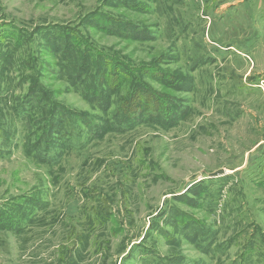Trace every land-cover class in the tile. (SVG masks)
<instances>
[{"label": "rangeland", "instance_id": "1", "mask_svg": "<svg viewBox=\"0 0 264 264\" xmlns=\"http://www.w3.org/2000/svg\"><path fill=\"white\" fill-rule=\"evenodd\" d=\"M263 79L264 0H0V264H264Z\"/></svg>", "mask_w": 264, "mask_h": 264}, {"label": "trees", "instance_id": "2", "mask_svg": "<svg viewBox=\"0 0 264 264\" xmlns=\"http://www.w3.org/2000/svg\"><path fill=\"white\" fill-rule=\"evenodd\" d=\"M141 34L143 35V37L141 38V40H148V39H146L145 38V32H141ZM105 56H107V55H105ZM107 57H109V56H107ZM96 59H98V60H100V61H102L103 62V60H101L100 58H99V55H96V57H95ZM97 61V60H96ZM113 61H115V60H113ZM67 64H68V62H67ZM99 64H101L100 62H98V64H97V67H98V71H101L102 69H99L101 66H99ZM124 68L125 67H128L126 64L127 63H120ZM110 66H112L111 64H110ZM151 72V71H150ZM126 74V73H125ZM163 74V73H162ZM124 80V79H123ZM183 80H185V81H187L186 79H183ZM182 80V81H183ZM188 80H189V78H188ZM122 81V80H121ZM120 81V82H121ZM189 82H190V80H189ZM148 96H150V97H152L151 95H149V94H147ZM156 103H162V101H165V103H168L166 106H163L162 107V105H160L159 107L160 108H153V109H145V111H144V113L142 114V113H140L139 114V118L138 119H142L143 117H144V114H145V117H147V120H150V121H153V122H157V123H162L163 122V120H164V118L162 119V116L163 115H161V118L159 117V115L157 116H154L153 114H150L148 111H153V112H159L160 110H161V107H162V111L164 112L165 110H167V106H171L174 110H178V108H176L175 107V101L173 102V101H171V99H165L164 97H158V98H152ZM135 107H138V104H136V106ZM155 107V106H154ZM130 113H134L135 114V112H133V111H129ZM163 112H160V113H162V114H167L168 112L166 111L165 113H163ZM129 113H127L126 114V116L128 115ZM126 120H127V122L128 121H130V118L129 117H127L126 118ZM125 120V121H126ZM173 121H176V120H172V121H170V122H168L169 123V125L173 122ZM126 122V123H127ZM164 123H166V122H164Z\"/></svg>", "mask_w": 264, "mask_h": 264}, {"label": "water", "instance_id": "3", "mask_svg": "<svg viewBox=\"0 0 264 264\" xmlns=\"http://www.w3.org/2000/svg\"><path fill=\"white\" fill-rule=\"evenodd\" d=\"M225 174H226V171H225V170H219V171H217V172L211 173V174L209 175V177L214 178V177L223 176V175H225Z\"/></svg>", "mask_w": 264, "mask_h": 264}, {"label": "built area", "instance_id": "4", "mask_svg": "<svg viewBox=\"0 0 264 264\" xmlns=\"http://www.w3.org/2000/svg\"><path fill=\"white\" fill-rule=\"evenodd\" d=\"M258 88H260L264 93V79L260 81V83L258 84Z\"/></svg>", "mask_w": 264, "mask_h": 264}]
</instances>
